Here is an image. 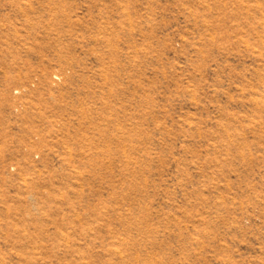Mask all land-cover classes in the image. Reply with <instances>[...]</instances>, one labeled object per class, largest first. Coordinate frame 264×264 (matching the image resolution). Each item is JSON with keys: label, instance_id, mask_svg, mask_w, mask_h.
<instances>
[{"label": "rangeland", "instance_id": "1", "mask_svg": "<svg viewBox=\"0 0 264 264\" xmlns=\"http://www.w3.org/2000/svg\"><path fill=\"white\" fill-rule=\"evenodd\" d=\"M0 264H264V0H0Z\"/></svg>", "mask_w": 264, "mask_h": 264}]
</instances>
